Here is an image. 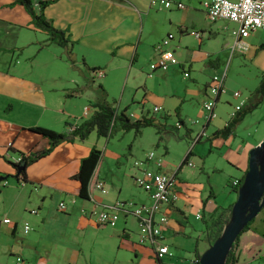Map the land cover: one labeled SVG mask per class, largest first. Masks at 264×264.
I'll return each instance as SVG.
<instances>
[{
	"label": "crops",
	"instance_id": "obj_1",
	"mask_svg": "<svg viewBox=\"0 0 264 264\" xmlns=\"http://www.w3.org/2000/svg\"><path fill=\"white\" fill-rule=\"evenodd\" d=\"M46 1L49 3L43 14L56 28L65 32L70 41V55L65 48L47 42L45 32L33 26L30 15L21 4L0 0V193L8 185V178L1 177L16 174L10 161L19 157L18 152L27 154L48 147L46 138L29 129L40 126L64 132L68 127L66 123L77 124L84 118V109L88 108L90 114L91 105L102 98L99 84L106 91V100L118 110L127 108L126 113L131 119L152 116L164 123L166 129L159 143L153 127L143 128L137 137L132 131L121 130L118 131L120 134L108 138L91 134L83 141L61 142L48 154L27 165L26 182L15 180L19 192L15 193L14 199H22V196L24 203L30 206L26 217L33 219V227L30 225L33 233H23V218L11 219L9 224L0 222V264H15L16 256L43 264L48 246L45 230L52 215L46 202L52 200L54 194L59 196L58 202H65V216L79 214L93 219L99 226L95 217L82 210L97 211L116 200L150 203L148 193L138 189L134 182L140 168L133 166V161L143 160L149 152H153L154 157L144 164V169L150 173H175L177 179V198L165 211L168 222L160 239V244H166L171 255L157 260L152 247L151 256L157 264H171L173 248L165 240L173 239L179 233L190 237V231H197L193 256L200 254L208 246L209 223L220 215L225 220L229 218L236 199V187L232 182L243 178L249 151L263 138L264 129L258 135L242 130V123L256 107L237 123L229 137L214 134L231 118L234 106L249 101L253 91L248 96L235 98L232 93L225 96L222 89L214 115L205 126L206 135L194 141V134L204 122L202 102L207 97L208 83L206 78L202 80L199 96H193L186 84L180 88L174 82L173 74L180 71L183 82L196 80L191 74L198 64L220 68L223 65L221 55L229 49L246 52L253 47L256 56L264 55V48L251 45V34L243 39L246 50L232 48L234 38L231 31L236 25L225 20L210 22L202 8L205 0H172L182 2L184 9L153 7L149 0ZM34 9L38 11V6ZM192 30L200 33L199 38L190 33ZM167 33L174 36L167 48L174 52L179 64L148 76L149 63L156 57L153 46ZM92 67L100 68L103 75L92 78L89 70ZM263 70L264 63L260 72ZM184 71L188 72V77L183 76ZM194 98L201 106L197 118L189 107ZM154 106L160 107V111L153 112ZM178 119L184 123L185 131L171 128ZM193 120L198 122L192 124ZM187 121L192 126H187ZM149 129L154 134L150 143L153 150L149 144L143 147L142 142ZM173 134L188 140L181 148L178 165L162 161L163 155L169 152V136L175 137ZM125 138L124 143L120 142ZM93 146L102 151L96 179L104 182L106 192L93 190L91 199L84 200L78 196L79 184L72 176L79 161ZM106 155L110 163L103 166ZM186 156L185 162L181 163ZM159 158L162 164L157 167L155 161ZM3 181L7 184L2 185ZM30 208L36 209V213H29ZM191 218L196 225H191ZM121 220L120 237L128 239L133 222L138 223L131 215L122 216ZM197 221L201 222V229ZM168 232L174 235L167 237ZM235 245L239 248L237 264H264V207L239 235Z\"/></svg>",
	"mask_w": 264,
	"mask_h": 264
},
{
	"label": "rangeland",
	"instance_id": "obj_2",
	"mask_svg": "<svg viewBox=\"0 0 264 264\" xmlns=\"http://www.w3.org/2000/svg\"><path fill=\"white\" fill-rule=\"evenodd\" d=\"M199 6L200 4H198ZM249 40H251L252 46L264 43V30L258 29L253 31ZM221 57L223 65L220 68H209L207 65L202 66L198 64L194 69V73L191 74V77L194 76L196 80L181 81L182 75L179 71L173 74V77H175L174 82L176 81V84L180 88L186 84L193 96H199L201 91L200 82L206 78V83H209L213 75H220L223 69L226 68V78L223 86L225 96H230L233 91L241 92V96H248L259 82L260 68L264 63V55L257 54L254 56L253 47H250L246 52L235 49L232 52L229 49ZM195 100L194 98L189 103V107L192 108L191 113L197 118L200 117L199 110L201 106L199 107ZM249 116L242 123V127L244 126L242 130L253 131L255 135H258L260 132L262 133L264 129V98L259 102L254 113ZM187 126L192 125L187 121ZM256 127H258L257 130ZM180 130L185 131V127L182 126ZM116 133L118 131H114L111 137ZM92 135L95 134L92 133ZM173 135L175 137L169 136L171 138L168 143L169 152L163 155L162 161L166 160L169 164L178 165L181 148L188 143V140L186 141V138H182L179 135ZM153 138V130L149 129L146 131L142 139L143 147L149 146ZM126 139L120 140V142L124 143ZM149 148L153 150V146L150 145ZM107 155L103 166H106V163H110ZM6 177L8 178L7 189L3 193H0V220L3 216L9 217L10 220L23 218L21 223L27 221L33 227V219L26 217L28 214L27 209L30 206L26 202L24 203L25 200L23 201L21 195L22 199H14L15 193L19 192V189L15 188L17 184L14 176L8 175ZM140 190L144 192L143 189ZM58 200L59 196L54 194L52 200L48 199V202H46V206L52 215L45 230V234L48 236L46 243L49 247H46V258L42 261L43 264H157L151 256L152 247L147 243L142 244L139 242L142 230L139 225H135V222H133V227H129L130 237L125 239L124 237H120L122 216L116 221L115 225L107 224V226H99L95 224L93 219L81 217L79 214H73L70 217L65 216L64 212L61 213L57 210ZM122 201L131 200L126 199ZM54 207L57 211L56 214H54ZM197 222L199 223L197 225L201 229V222ZM193 224L196 225L194 219L191 218V225ZM186 227L191 229L190 225ZM35 231L38 232V230ZM196 232L190 231V237L179 233L175 235V238L165 240L173 248L174 256L171 259V264H190V261L193 259L192 251L195 245L196 237L194 234ZM32 233L33 231H29L28 234ZM173 235L172 232L167 233V237ZM134 255L136 256L134 257Z\"/></svg>",
	"mask_w": 264,
	"mask_h": 264
},
{
	"label": "built area",
	"instance_id": "obj_3",
	"mask_svg": "<svg viewBox=\"0 0 264 264\" xmlns=\"http://www.w3.org/2000/svg\"><path fill=\"white\" fill-rule=\"evenodd\" d=\"M39 1L44 0H32L34 6H38ZM149 5L153 7H163L165 9L177 8L184 9L185 5L182 2H174L172 0H149ZM202 8L206 14V18L210 22L217 20H225L230 23H234L236 28L231 31V35L234 38V46L240 50H246L247 46L243 42V39L248 37L253 31L258 29H264V0H205L202 2ZM190 33L199 38L200 33L198 31H190ZM172 33H167L160 41L154 44L153 49L156 52V57L149 63L148 75H152L155 71H165L171 65L179 64L174 52L168 49L170 41L173 39ZM92 78L101 77V69H97L90 72ZM184 77H188V72H183ZM226 78V68L220 75H213L210 78V82L207 85L206 93L207 97L202 102V108L205 112L204 122L201 129L194 134V141L206 135L205 126L211 117L214 115V107L217 103V99L222 92L224 81ZM232 96L235 98L241 97V92L233 91ZM244 102L234 106V110ZM160 107L154 106L153 112H159ZM84 117L88 115V108L84 109ZM198 120H193L192 124L197 123ZM75 123L68 125V129L72 130L75 127ZM177 129L182 125L177 121L174 125ZM11 147V143L8 144V148ZM153 152H149L143 160L133 161V166L140 168V173L134 177V182L137 187L143 189L148 193L150 203L148 204H136L132 201L116 200L111 204L103 206L97 211L90 210L89 212L82 210L83 213L94 216L96 222L100 225L113 224L120 216L131 215L137 221L142 232L139 236V242L142 244H149L154 248V256L157 260H160L164 255H171V252L166 244H160L161 231L168 222V216L165 211L167 207L173 203L177 198L175 186L177 179L174 174H168L162 171L148 172L144 169V164L153 160ZM20 157L14 160L17 162ZM157 167L162 164L161 158L155 161ZM192 166V163H187ZM7 182L3 181L2 185H6ZM239 182L234 180L232 186H238ZM93 190H99L102 193L106 192L104 182L99 179H95ZM57 210L59 212L66 211V204L64 201H60L57 204ZM29 213L35 214L36 209H30ZM200 217V214H197ZM3 224L12 223L9 218L5 217L0 220ZM31 226L27 221L22 223L23 233L31 231ZM239 248L233 246V255L238 258ZM15 264H33L32 262L22 258L21 256L15 257ZM190 264H198L197 255L193 256Z\"/></svg>",
	"mask_w": 264,
	"mask_h": 264
},
{
	"label": "trees",
	"instance_id": "obj_4",
	"mask_svg": "<svg viewBox=\"0 0 264 264\" xmlns=\"http://www.w3.org/2000/svg\"><path fill=\"white\" fill-rule=\"evenodd\" d=\"M14 3L21 4L27 13L31 17V22L33 26L47 35V42L50 44H54L56 46H60L66 49L68 55H70L71 51L68 48L70 45V41L67 38L65 32L56 28L49 19H47L43 14L44 7L49 3L48 1H39L38 2V11L34 9V5L32 0H13ZM264 43H260L258 45V49H263ZM70 62L72 59L68 56ZM100 68L92 67L89 68L90 72L97 70ZM98 87L101 90L102 98L93 103L91 107L93 108L92 112L81 119L72 130L67 128L64 132H58L49 128L35 126L31 127L29 130L39 134L40 136L46 138L48 140V147L42 150L28 152L27 154L18 152L19 153V160L17 162L10 163L14 167H19L21 165H25L24 169L20 170L19 173L14 175V178L17 182L20 183L26 182L25 176V168L30 163L36 161L37 159L43 157L44 155L48 154L53 147L58 145L64 141H83L86 140L92 133L95 134L97 138H108L112 135L114 131H132L134 137L141 135L142 129L145 127H153L155 129L156 134L158 135L157 142L162 140V133L165 131L164 123H160L156 121L154 117H141L139 119H131L128 114L126 113L127 108H123L118 110L112 102H108L106 100V91L103 87L99 84ZM252 96V97H251ZM264 96V70L260 72V79L257 86L253 89L250 94L249 101L243 103L239 109L235 110L231 118L227 121V123L220 129L216 130L214 134L220 135L222 137H229L232 135L234 127L237 125L238 122L242 120V118L253 111L261 101L262 97ZM219 99V98H218ZM217 99V101H218ZM177 113V111H176ZM165 118V116L163 117ZM178 122L184 126V123L178 119ZM209 122V121H208ZM206 122V125L208 124ZM66 125L68 126L69 123ZM172 129H177L175 126L171 127ZM169 130H172V129ZM116 129V130H114ZM185 133H188L186 130ZM156 143V145L158 144ZM189 154V152H188ZM102 159V151L97 149L96 147H92L87 156L83 157L79 161V165L77 171L72 176L78 184V196L84 200H90L92 197L93 192V185L96 179V170L97 167ZM187 159V156L184 157L181 163H184ZM175 176V173H174ZM3 178V177H1ZM7 177L5 176V178ZM243 178L239 181L238 186L234 189L239 187ZM225 219L220 215L214 218L207 227V237H208V245L213 242L221 233L223 226L225 225ZM253 219L244 227L241 231H245L249 225L252 223ZM240 233V234H241ZM239 234V235H240ZM239 237V236H238ZM238 237L233 243V246L237 243ZM233 246L230 249L226 259L225 264H237V259L233 255Z\"/></svg>",
	"mask_w": 264,
	"mask_h": 264
},
{
	"label": "water",
	"instance_id": "obj_5",
	"mask_svg": "<svg viewBox=\"0 0 264 264\" xmlns=\"http://www.w3.org/2000/svg\"><path fill=\"white\" fill-rule=\"evenodd\" d=\"M25 165L15 167L16 175ZM5 178V177H3ZM236 199L220 235L197 254L198 264H225V259L244 227L264 207V136L250 149L247 170L235 191Z\"/></svg>",
	"mask_w": 264,
	"mask_h": 264
}]
</instances>
